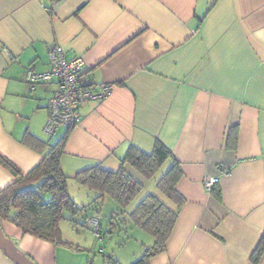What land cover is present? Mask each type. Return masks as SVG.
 <instances>
[{
  "label": "crops",
  "instance_id": "0c3cea01",
  "mask_svg": "<svg viewBox=\"0 0 264 264\" xmlns=\"http://www.w3.org/2000/svg\"><path fill=\"white\" fill-rule=\"evenodd\" d=\"M51 45L80 58L93 86L110 85L54 140L43 126L55 81L31 89L23 78L48 70ZM66 133L68 194L75 174L116 170L130 146L150 153L159 141L178 163L179 208L144 184L128 207L151 193L176 211L146 264H264V249L252 260L264 239V0H0V156L25 174ZM206 177H218L210 190ZM13 180L0 164V190ZM89 193L71 199L87 205ZM141 234L97 241L64 219L47 240L0 218V264H104L98 248L131 264L152 243Z\"/></svg>",
  "mask_w": 264,
  "mask_h": 264
},
{
  "label": "trees",
  "instance_id": "16d2710c",
  "mask_svg": "<svg viewBox=\"0 0 264 264\" xmlns=\"http://www.w3.org/2000/svg\"><path fill=\"white\" fill-rule=\"evenodd\" d=\"M67 133L49 144L41 160L25 174H21L10 161L0 156V164L14 176V180L0 190V218L11 221L23 233L47 240H59L61 220L90 227L87 220L94 216L100 220L101 208L106 198H109L115 203V207L110 211L105 227L102 228L100 220L99 230L102 237L106 234L122 233L129 238V231L134 228L145 233L151 237L152 243L146 246L142 255L131 264H146L149 257L164 250L176 220V211L168 208L151 193L143 196L132 210L128 211V207L143 190L144 185L124 166L128 165L132 171L150 181L170 160V166L152 181L155 189L179 208L183 200L175 188L181 176L178 163L159 141L154 143L150 153L130 146L116 170L94 166L75 174V182L93 194L87 205H78L68 194L69 177L64 175L60 168V157ZM67 213L70 215L67 216ZM99 249L101 251H98ZM263 249L264 239L254 251V262L258 260ZM98 250L106 264H119L111 255L104 254L102 248Z\"/></svg>",
  "mask_w": 264,
  "mask_h": 264
},
{
  "label": "built area",
  "instance_id": "2783aa9c",
  "mask_svg": "<svg viewBox=\"0 0 264 264\" xmlns=\"http://www.w3.org/2000/svg\"><path fill=\"white\" fill-rule=\"evenodd\" d=\"M47 56L49 65L47 71L36 72L27 67L23 78L31 89L39 83L55 81L56 88L46 103L47 119L43 126L44 133L53 136L59 128L66 130L73 128L79 121V106L88 101L105 98L110 92V85L93 86L84 77L81 59H67L61 47L57 45L49 47ZM227 173L224 171V175ZM217 182L218 177H206L204 186L210 190ZM99 223L97 216L87 220L95 239L102 241Z\"/></svg>",
  "mask_w": 264,
  "mask_h": 264
},
{
  "label": "rangeland",
  "instance_id": "374dc122",
  "mask_svg": "<svg viewBox=\"0 0 264 264\" xmlns=\"http://www.w3.org/2000/svg\"><path fill=\"white\" fill-rule=\"evenodd\" d=\"M62 133V130H59L55 136L53 137V140L56 139L60 134ZM163 169V168H162ZM162 169L155 175V177L152 179H157L158 175L160 174V172L162 171ZM150 180V181H146L145 179H143L142 177H140V181L145 185V192H153V191H156L159 195H161L163 197V195L161 193H159L156 189H155V186L153 184V181ZM74 186H72V188L69 189V195L70 197L74 200H75V196L78 198V204L86 199V194H90L88 190H84L83 188H81L80 186H77V184H72ZM79 192H78V190ZM115 203L110 200L109 198H106V202L104 203L103 207L101 208V212H100V220L103 224V227L105 225H107L108 223V218H109V214H110V211L114 209ZM139 231V230H138ZM140 233V232H138ZM143 236L141 237H145L147 239H151L149 238V236H147L146 234H144L143 232H141ZM140 235V234H139ZM137 236V235H136ZM143 241V240H142ZM97 246L101 247L102 246V243H98Z\"/></svg>",
  "mask_w": 264,
  "mask_h": 264
}]
</instances>
